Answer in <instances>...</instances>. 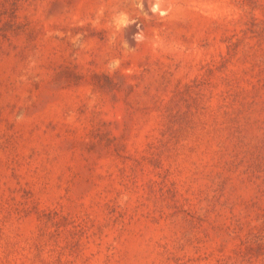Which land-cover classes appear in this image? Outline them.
I'll return each mask as SVG.
<instances>
[{
    "label": "rangeland",
    "instance_id": "obj_1",
    "mask_svg": "<svg viewBox=\"0 0 264 264\" xmlns=\"http://www.w3.org/2000/svg\"><path fill=\"white\" fill-rule=\"evenodd\" d=\"M0 264H264V0H0Z\"/></svg>",
    "mask_w": 264,
    "mask_h": 264
}]
</instances>
